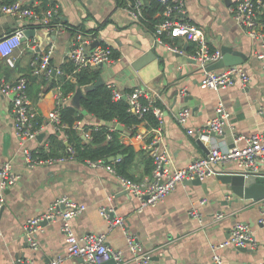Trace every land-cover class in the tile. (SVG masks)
<instances>
[{"label":"crops","instance_id":"1","mask_svg":"<svg viewBox=\"0 0 264 264\" xmlns=\"http://www.w3.org/2000/svg\"><path fill=\"white\" fill-rule=\"evenodd\" d=\"M123 1V4H119L117 0H29L38 6H42V2L46 6L54 2L59 5L57 19L65 27L58 32L18 17L0 15V36L25 24L32 29V36L38 39L35 51L24 44L15 51L13 65L2 62V73L8 79L28 73L30 60L43 56L50 46L51 65L59 67L68 60L70 43L76 30L93 31L99 42L108 44L118 53L112 61L97 66L103 83H114L122 93L140 85L159 102L163 112V143L176 166H186L194 157L205 155L212 146H232L236 135L248 136L264 132V70L256 56V52L264 50V46L260 40L252 39L242 31L231 16L226 0H183L186 9L183 17L202 28L210 48L221 51L222 45H231L247 55L241 64L250 77L248 83L241 85L235 81L219 89L200 86L202 72L190 56L193 42H186L183 37H174V45L183 50L178 52L170 49L167 42L156 41L154 32L142 20L134 21L130 17L125 8L127 1ZM150 49L154 50L156 59L139 68L134 67V61ZM219 68L221 66L211 69ZM34 77L37 81L31 82L29 96L42 116L38 128L43 135L27 140L26 145L38 148L55 131L65 142L63 128L55 130L45 118L54 105L56 90L51 88L34 96L35 83L44 80L39 76ZM10 98L11 95L0 92V165L10 160L19 177L4 189V203L0 208V264H16L17 258H29L34 264H42L55 256L61 257L59 264H87L80 257L67 253L59 218L46 223L42 221V229L36 233V248L30 245L27 238L24 227L26 219L45 211L55 198L62 195L86 204V208L71 219L75 232L105 233L110 245L125 250L126 260L121 264H137L126 250L125 232L135 235L150 253L149 264H216L213 261L215 253L219 254L221 264L264 261V225L259 222L262 199L237 196L232 193L230 185L218 177L221 172H238L236 161L218 162L214 165L216 173L205 177L201 183L180 181L164 199L153 206L139 209V200L122 189L116 176L103 166H89L85 161L77 159L52 165L40 164L32 168L25 166L13 131ZM219 100L230 112L229 123L218 137L203 135L202 147L196 141L197 134H188L186 128H202L214 115ZM182 107L190 109L187 127L180 125L176 119ZM79 121L87 126L101 123L94 115L86 112ZM122 126L121 140L133 145L136 150L140 151L144 144L150 142L151 125L139 123L133 135ZM244 144L243 139H238L237 145ZM147 153L141 151L134 160L130 171L135 180L146 176L144 159ZM260 171L264 175L263 164ZM245 178L247 182L258 180V176ZM201 199L205 201L200 203ZM100 205L108 206L114 216L123 217V226L108 228L99 212ZM191 206L198 208L200 218L188 214ZM216 213H221V216L215 218ZM236 221H243L251 227L255 247H215L229 237L230 229Z\"/></svg>","mask_w":264,"mask_h":264},{"label":"built area","instance_id":"2","mask_svg":"<svg viewBox=\"0 0 264 264\" xmlns=\"http://www.w3.org/2000/svg\"><path fill=\"white\" fill-rule=\"evenodd\" d=\"M125 8L134 21L143 19V8L146 0H126ZM163 8L157 13L160 20L156 23L154 34L158 42H166L162 35L171 39L174 37H183L194 43L193 52L190 56L197 62V66L202 72L200 79L201 87L219 89L239 81L241 85H246L249 81V75L244 66L239 64L224 66L219 69H208V65L217 61L222 53L219 49H211L208 46L205 34L200 26L183 17L186 12L183 0H159ZM229 12L242 31L252 39L260 40L264 46V0H231L228 5ZM59 10V5L49 3L46 7L30 3L29 0H10L0 3V15H11L21 18L30 23L38 24L44 29L58 32L65 27L60 21H54ZM27 26H16L10 32L0 36V65L6 62L9 65L14 64V53L21 49L25 44L32 51L36 50L38 39L35 36L26 35ZM97 41V44L93 45ZM170 49L183 52L179 47L167 42ZM52 46L39 58L30 60V74L41 77L48 81L55 74L62 73L60 67H53L50 64L49 55ZM256 56L261 61V68L264 70V50H258ZM68 60L73 63L74 69L69 73L68 78L75 80L74 73L85 67H96L100 64L113 60L112 47L108 44L99 42V38L93 31H84L77 29L70 43L68 51ZM28 77L20 74L14 79H8L4 76L0 67V92L5 95H11L10 112L12 116V126L14 135L21 148L22 158L25 166L32 168L36 165H52L64 162L69 159H75L74 149L65 139V152L60 155H48L44 157L38 153V148L26 145V141L35 138L40 128L35 126L34 119L40 116L37 109L32 104L28 91ZM114 99L124 98L128 104V110L136 114L145 121V115L152 112L158 119V125H151V140L143 145V150L153 159V168L149 175L140 180H135L117 173L114 166L105 163L102 159L90 160L85 163L89 166H103L109 172L116 176L120 186L129 194L135 196L142 209L144 206H153L162 199L184 179L197 177L203 180L210 174L216 173L214 165L218 162L234 160L239 166V173L245 177L262 175L260 167L264 165V132H255L248 136L236 135L235 143L227 148L212 146L205 155L194 157L186 166H176L169 154L167 146L162 139V109L154 104L155 99L149 95L146 89L140 85L133 87L127 93L120 92L114 83H108ZM41 90L46 88V84L40 85ZM56 90V96L53 107L48 111L45 118L51 123L55 130H61L65 125L60 121L61 107L70 102L73 93L62 94L60 84L53 87ZM44 92H41L43 94ZM124 96V97H123ZM190 115L188 107H182L176 114L177 122L186 126ZM230 112L226 109L224 103L219 100L215 106L214 115L205 122L200 129L187 127L186 131L190 135L200 134L202 131H214L216 134H222L224 126L229 123ZM73 127L79 130L85 142L93 137V131L99 129V125L84 126L79 120L74 122ZM114 126H108L113 129ZM140 136V135H139ZM110 138V133H107ZM238 139H243V146L237 145ZM45 151L48 150V141L43 144ZM19 174L13 170V164L10 160H5L0 165V208L4 203V189L13 184ZM205 199H201L203 203ZM86 208L85 203L77 202L68 195H62L55 198L45 211L29 217L25 222L26 235L33 248L38 246L36 233L42 229V221L61 220V231L67 244V253L72 256L80 257L87 264H96L108 259H113L116 264H121L126 260L124 249L113 247L106 240V234L101 232H86L77 234L72 226L71 219ZM99 212L108 224V228L114 226H123L124 219L121 216H114L110 213V208L106 205H100ZM188 214L200 218V212L197 207L191 206ZM221 213H216L215 218H219ZM259 222L264 225V198L261 201ZM2 229L0 226V235ZM233 245L237 247L250 246L255 247L256 241L251 227L243 222L236 221L232 225L229 237L216 244L215 247ZM125 246L132 259L137 264H149L150 253H148L135 235L125 232ZM61 257H51L42 264H59ZM213 261L221 264L222 260L219 254H213ZM16 264H34L32 259L17 258ZM253 264H264V261H257Z\"/></svg>","mask_w":264,"mask_h":264},{"label":"trees","instance_id":"3","mask_svg":"<svg viewBox=\"0 0 264 264\" xmlns=\"http://www.w3.org/2000/svg\"><path fill=\"white\" fill-rule=\"evenodd\" d=\"M10 0H2L8 2ZM119 4H123V0H117ZM41 7H46V3L42 2ZM163 8V4L159 0L146 1V5L143 8L142 22L147 28L154 32L156 23L160 20V16L157 15ZM54 21H58L57 15ZM95 33V32H94ZM163 40L170 44H174L173 39L168 36L162 35ZM190 49V44L188 50ZM213 49V48H211ZM118 56L117 51L112 49V57ZM51 64V62H50ZM62 73L55 74L48 81H38L35 86V95L37 93L46 92L53 88L56 84H60V90L62 94L66 95L71 92L74 93L77 88L83 90V95L78 100V105H73L70 102L64 104L61 107L60 121L65 126L63 131L66 134V140L69 145L74 149L73 156L80 161H86L87 159L96 160L102 159L105 163L112 164L117 173L134 179L131 173V167L138 153L141 149L136 150L133 145L124 143L120 138V130L116 128V123L119 122L124 125V128L128 129L129 134L133 135L137 131V125L144 122L147 125H158L157 117L148 112L145 115V121L138 117L136 114L128 110V104L124 98L114 99L112 97L111 89L106 83H102L89 90H84L89 84H92L98 78L100 72L96 67H85L74 73L75 80L68 78V74L73 72L74 66L70 60H66L60 66ZM30 72V71H29ZM25 73L28 77V91L30 89L31 82H35L36 75L32 76L30 73ZM31 77V79H30ZM32 80V81H31ZM37 81V80H36ZM46 84V88L41 90L40 85ZM155 105L159 106L158 101H154ZM90 113L101 121L99 129L93 131V137L90 141L85 142L81 134L77 129L73 127L74 122L83 117V113ZM35 126L39 127L42 123V116H36L34 119ZM87 126V125H84ZM92 126V125H90ZM108 126H114L113 129H108ZM107 133H110V138L107 137ZM65 152V142L59 137L58 131L51 133L48 136V150L45 151L44 146L38 147V153L44 157L48 155H60ZM121 154V156L113 161H109V156ZM147 157L144 159L145 174L149 175L153 168V159L147 153Z\"/></svg>","mask_w":264,"mask_h":264},{"label":"water","instance_id":"4","mask_svg":"<svg viewBox=\"0 0 264 264\" xmlns=\"http://www.w3.org/2000/svg\"><path fill=\"white\" fill-rule=\"evenodd\" d=\"M231 0H226L227 3H230ZM33 31L30 28L26 29V35L32 36ZM185 39V38H184ZM187 42V39H185ZM97 44V41L93 43V45ZM221 53L222 56L215 62H212L208 65V69L215 68V67H222V66H229L234 64H239L247 58V55L242 51L235 50L231 45H222L221 46ZM156 59V54L153 49L145 51L142 55H140L133 63L134 67L139 68L151 60ZM102 65V64H100ZM103 83V78L98 76L96 81L92 84H89L85 87V91L89 90L95 86H98ZM83 90L81 88H77L76 91L72 94L71 97V104L78 105L79 98L83 95ZM124 97V96H123ZM116 128L118 130H122L123 126L121 123H116ZM43 133H38L37 137H42ZM203 135L208 136H215L218 137L219 135L216 134L214 131H202L196 141L203 146ZM121 154L109 156L108 160L113 161L119 158ZM218 177L222 180L223 183L229 184L232 193L236 194L240 197L245 198H252L254 200H259L264 198V175L258 176L257 181L247 182L245 176L238 172H221L218 174ZM184 182L192 183V184H199L201 183V179L194 177L191 179H184ZM49 220H44L43 222L46 223ZM240 249H246L244 246L239 247ZM96 264H116L113 259H108Z\"/></svg>","mask_w":264,"mask_h":264}]
</instances>
